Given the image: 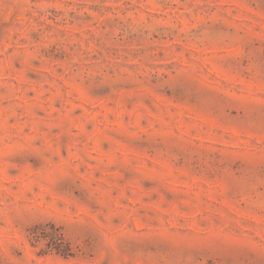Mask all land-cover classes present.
I'll return each instance as SVG.
<instances>
[{"label": "rangeland", "instance_id": "rangeland-1", "mask_svg": "<svg viewBox=\"0 0 264 264\" xmlns=\"http://www.w3.org/2000/svg\"><path fill=\"white\" fill-rule=\"evenodd\" d=\"M0 264H264V0H0Z\"/></svg>", "mask_w": 264, "mask_h": 264}]
</instances>
